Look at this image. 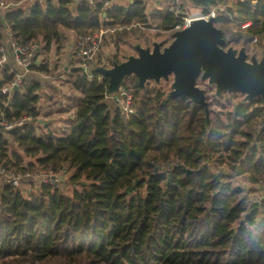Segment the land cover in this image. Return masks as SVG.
<instances>
[{
	"label": "trees",
	"instance_id": "1",
	"mask_svg": "<svg viewBox=\"0 0 264 264\" xmlns=\"http://www.w3.org/2000/svg\"><path fill=\"white\" fill-rule=\"evenodd\" d=\"M73 2H7L0 45L10 32L22 44L42 39L48 51L68 31L94 34L104 26L115 29L119 48L137 40L140 25L168 33L166 45L179 22L168 10L176 0L152 13L143 0L111 7L81 0L75 9ZM188 2L218 8L225 47L245 46L249 57L264 53V0ZM240 21L251 24L242 28ZM113 60L121 61L118 54ZM34 68L54 74L48 64ZM95 68L91 79L72 69L71 86L83 98L63 136L36 123L48 80L27 74L17 90L3 93L19 72L3 69L0 167L21 175L64 173L74 188L69 193L29 177L22 188L0 174V264H264V197L249 195L264 181L263 99L214 94L221 109L208 102L209 124L190 97L166 100L168 86L151 80L141 88L130 76L122 84L132 95L128 113L107 96L109 80Z\"/></svg>",
	"mask_w": 264,
	"mask_h": 264
},
{
	"label": "water",
	"instance_id": "2",
	"mask_svg": "<svg viewBox=\"0 0 264 264\" xmlns=\"http://www.w3.org/2000/svg\"><path fill=\"white\" fill-rule=\"evenodd\" d=\"M226 43L225 33L215 25V18L195 19L188 27L176 30L167 45L161 41H153L151 46L136 43L135 54L95 70L108 78L109 97L120 93L124 80L130 76L137 77L141 88L151 80L171 83L166 100L190 97L205 108L210 124L207 90L200 82L215 87L216 96L226 91L240 93L246 101L261 97L264 102V53L260 58L256 53L249 57L245 46L225 47Z\"/></svg>",
	"mask_w": 264,
	"mask_h": 264
},
{
	"label": "built area",
	"instance_id": "3",
	"mask_svg": "<svg viewBox=\"0 0 264 264\" xmlns=\"http://www.w3.org/2000/svg\"><path fill=\"white\" fill-rule=\"evenodd\" d=\"M87 1L92 5H99V3H97V1L95 0ZM104 5L108 6L109 2H105ZM7 6L8 4H6L3 0H0V8H6ZM180 7V0H176V3L170 5L168 8L171 13L176 14L179 18V22L175 26V31L188 27L190 23L195 19L209 20L212 17L216 19L218 16L217 7L208 8L204 6H194L192 9H189L186 12L184 10L181 11ZM250 24V21H240V25L242 26V28L248 27ZM103 34L104 32L82 35L76 34L75 37L76 64H74L71 68L80 69V74L86 75L89 79L93 77L92 70L95 68V66L92 68V66L89 65V62H92L95 57L98 58V52L103 45ZM8 38V43L4 42L0 45V68L9 67L8 65L10 64V61L8 51L10 50L14 55L16 64L21 68L22 71L17 72L15 78L11 81V83L3 88V93H11L15 86L19 88L23 84L24 78L27 74H40V71L36 70L34 67H41V65H46L48 64V61H50L43 54H40L41 51L39 50L41 49V46L38 45V42L32 41L26 44H22L18 40L13 39L12 35H10V37ZM53 57L56 58L54 60L56 65L55 67L53 65H48L50 69H52L53 67L57 68L58 58L56 57V55H53ZM111 63V60H108L105 56H103L98 59L96 67H110ZM40 76L49 78L51 75H47L42 72ZM109 98L114 99L124 111L128 113L133 112V108L131 106V92L122 89L120 93ZM25 120H31V117L23 119L14 124H8L6 125V127L8 129H12L17 125L24 124ZM0 174L8 175L13 185L22 188L25 185H28L27 183L21 185L22 179L28 177L31 179H35L38 185H40L41 183L62 184V182L60 181L62 176L53 172H45L36 175L27 173L26 175H21L15 172H9L5 168L0 167Z\"/></svg>",
	"mask_w": 264,
	"mask_h": 264
},
{
	"label": "crops",
	"instance_id": "4",
	"mask_svg": "<svg viewBox=\"0 0 264 264\" xmlns=\"http://www.w3.org/2000/svg\"><path fill=\"white\" fill-rule=\"evenodd\" d=\"M28 1H33V0H28ZM80 1L81 0H74V2L72 4V8L75 9L76 4ZM95 1H97V3H99V4L103 3L104 1L105 2L107 1V2H109V5L105 6V7H111L113 5H122V6L126 5L130 0H95ZM7 2H9V1H7ZM14 3H15V0H14ZM24 3H26V2H24ZM192 7H194V5ZM2 9H5V8H2ZM140 26H141V28H148L151 30H156V32H159L158 34L161 33V31L159 29L149 28V27L144 26V25H140ZM140 26H139V28H140ZM138 31H140V30L138 29ZM100 32H104L103 41H104V43L106 42L107 48L111 47L112 50L119 49V48H116L117 45L115 44V41L117 39L115 29H106L103 26L96 33H100ZM67 34H68L67 40L62 45H59L58 43L53 42L50 46V50H48V51L45 50L46 44L44 43V41L42 39H39L38 45L41 46V49L39 50V51H41L40 54H43L45 57H47L48 60H50V61H48V65H54L55 58L53 57V55H56V57L58 59L60 57H64L67 60L71 59L72 66L74 64H76V59H75V44H76L75 37H76V33L74 31H68ZM10 35H11L10 32L8 33V35H6L5 43L9 42L8 37H10ZM142 35H146V33H142ZM155 38H157L156 35H155ZM137 40H138V37H137ZM137 40H135L134 43L131 44V46H133V48H134V44H136V43L142 44L141 42H139ZM152 41H155V40L152 39ZM130 43H127V44L124 43L123 44L122 42H120L119 47L121 45L126 46ZM134 50H135V48H134ZM118 53H119V51L117 50L115 52V54H118ZM8 54H9V61H10V64L8 66L12 67L13 69L15 68L16 70H19V72H21L22 70L16 64L12 51L9 50ZM112 58L110 59L111 61H112ZM119 59L123 60L124 57L123 58L119 57ZM58 64H59V61H58ZM58 64H57V68H54V67L52 68V69H54L53 75H51L49 78L44 77L48 81L45 82V84L43 86L44 88L40 91L42 95H41V98L38 102L39 115L36 118V123L38 125L48 124V125H50V127L53 130L61 133V130H63V128L67 124L73 122L75 119L76 113L70 112L71 105H73V103H74L73 100L75 102H77V105H76V107H77L78 102H80L79 100H81L83 98V95H82V93H80L79 91H77L76 89H74L71 86L72 69L73 68H69V66H68V67H65V70L63 72L58 73V71H57ZM3 69H4V67L0 68V81L3 79ZM41 73H42V71H40V74ZM44 73L47 74L46 72H44ZM40 74H38L39 77H40ZM64 74H66V75H64ZM47 75H50V74H47ZM65 99H68V100L65 101ZM45 101H48L49 103L51 102V104H55V107H53V109H50L49 111H47V110L43 111L42 106L45 103Z\"/></svg>",
	"mask_w": 264,
	"mask_h": 264
},
{
	"label": "rangeland",
	"instance_id": "5",
	"mask_svg": "<svg viewBox=\"0 0 264 264\" xmlns=\"http://www.w3.org/2000/svg\"><path fill=\"white\" fill-rule=\"evenodd\" d=\"M5 2L6 1H9V2H14V0H4ZM146 5H147V11L149 13L153 12L154 9H157V8H166L168 5H169V1L170 0H143ZM26 2V1H25ZM105 2V1H104ZM107 2V1H106ZM7 3V2H6ZM180 3H183V10L186 12L188 11L189 9H192L193 7V4L192 3H189L188 0H180ZM142 33H146V35L149 37L150 41L152 42V39H155V41H161V40H164L168 37V33H160L158 34L159 32H156V30H151V29H148V28H141L140 27V31L138 33V40L139 42H141L144 46H147L146 44V39L148 38L146 35H142ZM155 35H160L159 37L155 38ZM106 40V39H105ZM136 39H132L131 43L128 44V45H121L119 47V49H117L119 51L118 55L120 58H123L125 56H129L131 54H135L136 51L134 50L133 46H131V44L134 43ZM104 43V41H103ZM153 43V42H152ZM152 43L150 44V46L152 45ZM105 44V45H104ZM100 49V51L98 52V58L95 57L94 60L92 61V66L96 65L97 62H98V59L105 56L108 60H110L113 55L115 54V52L117 50H112L111 47H106V42L104 43ZM247 46H251V45H247ZM253 48V46H251ZM249 47V48H251ZM117 48V47H116ZM252 50V49H251ZM258 53V57L260 58L262 56V51H257ZM254 54L251 53V55ZM56 59V58H55ZM59 61V64H58V73L59 72H63L65 70V67H68L71 68L72 67V61L71 59L70 60H67L65 59L64 57H60L58 59ZM55 63H54V67H55ZM93 68V67H92ZM66 75V74H64ZM41 77V76H40ZM163 84L164 87H167L169 86L170 83H164V82H161ZM200 84L202 85L201 87L205 88L207 90V98H208V102L210 101V106L212 107L213 110L215 111H218L221 109L220 105L217 104V102L215 100H213V96L215 94V87H205L203 83L200 82ZM79 96V95H78ZM68 99H65V101H67ZM225 101V100H224ZM224 101H222L224 103ZM73 105H71V108H70V112L71 113H76V110H77V102H75L73 100ZM68 103V102H67ZM225 106L226 107H231V105H228L225 103ZM53 107H55V104H51V102L49 103L48 101H45V103L43 104L42 106V109L43 111H49L50 109H53ZM72 123V122H71ZM71 123L67 124L63 130H61V133L60 135L63 136L64 134H66L69 130V127L71 125ZM50 175V174H49ZM64 179V182H62L61 186L63 187V189L65 190V192H71V190L74 188L73 185H70L68 182L66 183V180L68 179V176L64 173H62V177H61V180ZM236 183H239L241 185H243V187L245 186L246 188H248V184L244 181L243 178H238L236 180ZM260 189V192L259 193H250V197H253V198H262L264 197V181L262 183V185L259 187Z\"/></svg>",
	"mask_w": 264,
	"mask_h": 264
},
{
	"label": "flooded vegetation",
	"instance_id": "6",
	"mask_svg": "<svg viewBox=\"0 0 264 264\" xmlns=\"http://www.w3.org/2000/svg\"><path fill=\"white\" fill-rule=\"evenodd\" d=\"M174 32H175V31H174ZM174 32H173V33H174ZM171 41H172V40H170L168 43H170ZM161 42H162V41H161ZM168 43H167V44H168ZM167 44H166V45H167ZM111 65H112V63H111ZM201 83H203L205 87H210V86H208V85H207L206 83H204V82H201ZM170 84H171V83H170ZM170 84H169L168 87H170ZM199 84H200V83H199ZM200 86H202V85L200 84Z\"/></svg>",
	"mask_w": 264,
	"mask_h": 264
}]
</instances>
